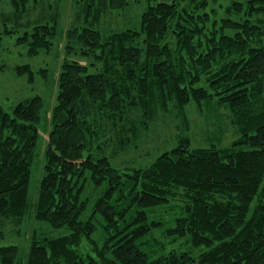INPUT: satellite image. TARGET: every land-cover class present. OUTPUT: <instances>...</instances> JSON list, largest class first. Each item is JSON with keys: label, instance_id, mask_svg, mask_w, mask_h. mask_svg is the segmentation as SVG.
<instances>
[{"label": "trees", "instance_id": "obj_1", "mask_svg": "<svg viewBox=\"0 0 264 264\" xmlns=\"http://www.w3.org/2000/svg\"><path fill=\"white\" fill-rule=\"evenodd\" d=\"M9 1L11 12L0 13V50L3 35L24 27L18 43L31 56L48 53L57 17L24 23L30 0ZM74 2L35 201L29 187L43 99L23 100L12 113L0 106V225L19 226L32 214L67 229L60 237L34 232L23 264H264V0H235L220 20L217 9L208 11L210 0L150 3L139 30L108 34L96 25L129 0ZM25 73L33 77L29 65L17 67ZM191 105L202 114L213 108L209 138L220 142L227 126L231 143L193 148ZM168 115L182 129L173 147L144 168L112 165ZM86 184L103 189L83 219ZM167 204L180 215L162 234L203 247L197 257L158 253L166 248L157 239L162 222L149 212ZM96 217L102 240L93 237ZM18 255L17 246H2L0 264H17Z\"/></svg>", "mask_w": 264, "mask_h": 264}, {"label": "rangeland", "instance_id": "obj_2", "mask_svg": "<svg viewBox=\"0 0 264 264\" xmlns=\"http://www.w3.org/2000/svg\"><path fill=\"white\" fill-rule=\"evenodd\" d=\"M130 4L124 11H111L105 14L96 25L102 33L108 34L112 31H122L127 29L139 30L141 24V15L147 9L149 4L156 2H172L173 0H129ZM235 0H210L208 11L217 9L218 14L215 19L220 20L225 16L224 9ZM30 13L25 17L24 23L34 22L42 17L43 22L53 23L54 16L57 17L58 35L54 40L52 49L48 53H41L31 56L26 44H19L18 38L23 35L25 28H19V31L11 36L3 35L2 49L0 50V106L8 113H12L15 106L23 100L40 96L44 102L42 110V120L39 124V140L36 147V156L31 167V179L29 198L35 201L38 194L39 183L44 175L45 160L43 157L44 149L50 132V119L52 111L57 102V79L60 72L61 63L65 57V33L70 27L76 12L74 0H30ZM12 5L9 0L0 2V13H9ZM3 24V22H0ZM15 25L10 23L9 27ZM83 63V61L81 62ZM29 65L33 71V77L29 73L24 75L17 74V67ZM191 121V129L188 136L191 139L193 148H208L213 144L219 147L229 145L233 139L231 128L226 126V135L219 142L214 138H209L213 127L211 122L216 115L213 108H208L204 114L211 119H205L204 114L198 112L195 105L187 109ZM223 126V123H222ZM182 132L178 119L173 115L162 116L158 122L145 136L138 148H131L123 155H117L111 159L112 165L120 170L126 171L132 168H144L149 166L154 160L176 144L178 136ZM86 184L85 195L90 197L88 209L83 215V219L90 218L92 208L97 196L102 189L96 192ZM91 194L93 196H91ZM180 215L177 208L170 204L159 207L149 212L150 220H159L162 222V229L157 233L158 242L166 245L165 250H159L158 253L170 251L172 249L189 251L193 256H198L205 249L203 247L193 248L187 238L178 239L171 243V238L164 237L163 231L171 227L173 219ZM97 225V230L93 235L95 240H102L101 219H93ZM67 229H54L44 222L36 221L32 214H29L21 225H15L6 222L0 225V247L15 245L19 248L17 264H23L26 254L29 250L30 237L34 232L39 237H60L65 235ZM87 242L84 243L82 250L85 253ZM158 246L154 248L157 249Z\"/></svg>", "mask_w": 264, "mask_h": 264}]
</instances>
